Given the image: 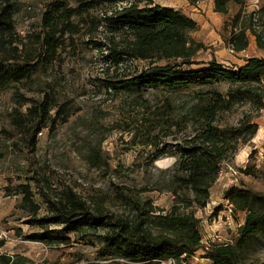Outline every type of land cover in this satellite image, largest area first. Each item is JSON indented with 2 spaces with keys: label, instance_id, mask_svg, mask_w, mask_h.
I'll list each match as a JSON object with an SVG mask.
<instances>
[{
  "label": "rangeland",
  "instance_id": "rangeland-1",
  "mask_svg": "<svg viewBox=\"0 0 264 264\" xmlns=\"http://www.w3.org/2000/svg\"><path fill=\"white\" fill-rule=\"evenodd\" d=\"M84 1L92 8L69 18L78 10L76 0H0L14 27L3 37L0 60L7 71L22 59L35 65L18 83L0 85V256L19 264H137L105 246L104 237L114 225L134 224L173 206L180 213L194 211L201 243L214 244L218 236L221 243L235 245L246 214L233 212L227 220L217 213L226 215V204L215 205L230 186L264 198V109L234 103L215 118L224 133L239 129V140L247 139L244 125L256 123L260 131L222 162V177L213 183L208 202L210 211L216 207L214 215L186 207L185 197L192 194L178 185L177 151L201 129L198 108L208 105L210 92L225 97L230 88L205 73L209 63L234 68L257 54L264 57V47L256 43L259 36L264 45V23L251 20L264 0L229 3L225 14L214 11L213 0L208 16L201 8L207 10L210 0L199 7L187 0H148L192 18L202 15L189 35L201 48L183 66L190 84L173 89L137 86L133 78L148 68L146 62L124 59L114 66L108 60L110 37L102 27L124 0ZM238 29H245L247 47L231 54L228 46ZM33 107L39 110L31 112ZM227 166L237 175L227 174ZM21 185L31 189L36 212L18 193ZM72 197L86 203L81 216L60 212ZM217 222L220 229L205 231ZM203 254L200 249L183 262L210 264ZM240 257L239 264H264V222L245 241Z\"/></svg>",
  "mask_w": 264,
  "mask_h": 264
},
{
  "label": "trees",
  "instance_id": "trees-1",
  "mask_svg": "<svg viewBox=\"0 0 264 264\" xmlns=\"http://www.w3.org/2000/svg\"><path fill=\"white\" fill-rule=\"evenodd\" d=\"M78 10L72 11L69 18L76 12H87L92 5L86 6L84 0H76ZM126 4L114 10L110 17L105 18L102 27L109 33L110 45L107 46L108 60L114 66L125 60L146 62L148 68L137 74L133 81L139 87L154 86L163 89H173L180 85L190 84L186 81L187 74L183 66L201 48L200 44L192 41L189 35L198 29V23L192 21L181 11L171 8L152 6L148 0H124ZM145 1V4H141ZM198 0H187L192 5ZM246 0H214V11L225 14L228 4L242 5ZM85 8L86 10H84ZM258 20L264 23V6L258 11ZM50 19L47 25H50ZM102 26V25H101ZM14 30L11 12L6 8L0 10V46L3 37L11 35ZM124 38L120 43L117 38ZM53 42V36L47 38ZM258 48H263L261 37L256 36ZM230 46L236 53L247 47L245 29H238L230 41ZM102 48L100 44H94ZM23 64L17 65L13 71H7L4 60H0V85L9 81H18L28 77L35 68L32 60L22 59ZM167 62L164 66L155 65L158 62ZM206 74L216 76L222 81L230 83L225 97L217 92H210L208 105L199 106L202 127L178 147L177 181L181 189L191 192L192 197H185L186 207L195 209L204 208L210 197V189L218 178L220 166L234 151L240 142L253 139L257 124L244 125L247 139H241L239 129H229L222 132L215 125L218 113L230 110L234 103H249L254 109H264V59L250 57L245 64L239 67L227 68L210 62ZM197 73V72H195ZM108 88L115 89L109 82ZM33 107L31 112L36 111ZM230 136L232 140L225 139ZM234 139V140H233ZM23 194V201L38 210L31 202V189L27 185L17 188ZM223 198L234 207L235 212L245 213L243 225L240 226L239 240L235 245L214 243L209 246L201 243L202 237L199 228V219L194 211L180 210L171 207L164 214H151L145 220L129 224L114 225L111 232L104 237L105 246L112 248L115 253L137 264H158V260L169 258L179 259L195 252L203 251V258L210 264H239L240 251L246 240L256 233L264 222V198L254 196L244 187L230 186ZM66 211H60L65 216H81L86 203L75 202L73 197L68 200ZM3 242H0V247ZM0 264H19L10 257L0 256Z\"/></svg>",
  "mask_w": 264,
  "mask_h": 264
},
{
  "label": "built area",
  "instance_id": "built-area-1",
  "mask_svg": "<svg viewBox=\"0 0 264 264\" xmlns=\"http://www.w3.org/2000/svg\"><path fill=\"white\" fill-rule=\"evenodd\" d=\"M204 3H205V0H198V1L195 2V6L199 7V6L203 5ZM258 11H259V9L254 11L253 14H252V19L251 20H253L254 23H258L259 22V20H258V18H259ZM228 50H229V52L231 54H236L235 50H233L232 46H230V45L228 46ZM227 169L229 170V173H227V174H229L231 177L237 175V171L234 168H232L231 166H227ZM218 176H219V178L222 177V169L220 170ZM224 209H225L224 213H226L224 218L229 220L231 218L233 212H235L234 207L231 204L228 203V204H226ZM215 240H216V243L223 244V243L220 242V239H219L218 236H215ZM187 257L188 256L183 255V256L179 257V259L169 258L167 260H158L157 262H158V264H187L186 262L185 263L183 262V260L187 259Z\"/></svg>",
  "mask_w": 264,
  "mask_h": 264
},
{
  "label": "crops",
  "instance_id": "crops-1",
  "mask_svg": "<svg viewBox=\"0 0 264 264\" xmlns=\"http://www.w3.org/2000/svg\"><path fill=\"white\" fill-rule=\"evenodd\" d=\"M211 1H213V0H210V3L208 4V8H207V10L205 9V8H201V10H202V13H205L207 16H208V14H209V11H210V9H212L211 8V6H210V4H211ZM215 13V12H214ZM186 16H187V14H185ZM195 16V18H192L191 16H187L188 18H190L192 21L194 20L195 22H197V23H200L199 21L201 20V17H202V15L201 14H199V12H197L196 14H194ZM255 57H258V58H263L264 59V57L262 56V55H260V54H257V55H255ZM245 64V62H242V63H239V66H242V65H244ZM238 66V67H239ZM259 131H260V129H258ZM210 198V197H209ZM221 203H224V205L225 204H228V202L223 198V200L220 202V203H218L217 205H215V206H220V204ZM215 206H213V208L215 209L216 207ZM213 208H212V210L210 211L209 209H210V203H208L204 208H203V210H205V211H210V212H208L209 214H211V213H213V215H214V211H213ZM222 209H223V207H222ZM217 213H220L223 217L225 216V215H223V210L221 211V210H218L217 211ZM208 214V215H209ZM218 217V216H217ZM230 223V222H229ZM229 223H227L228 225H229ZM206 229H205V231L206 230H214V229H220L221 228V225L220 224H218V222L216 223V225H213V226H210V227H205ZM200 233H201V231H200ZM208 233V232H207ZM197 252H195L194 254H196ZM193 254V255H194ZM202 260L203 261H207L205 258H202Z\"/></svg>",
  "mask_w": 264,
  "mask_h": 264
}]
</instances>
